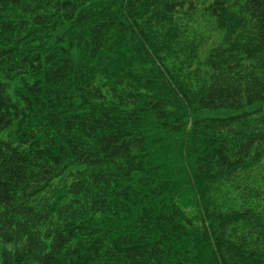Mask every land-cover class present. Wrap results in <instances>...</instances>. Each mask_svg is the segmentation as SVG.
<instances>
[{
	"label": "trees",
	"instance_id": "obj_1",
	"mask_svg": "<svg viewBox=\"0 0 264 264\" xmlns=\"http://www.w3.org/2000/svg\"><path fill=\"white\" fill-rule=\"evenodd\" d=\"M0 264H264V0H0Z\"/></svg>",
	"mask_w": 264,
	"mask_h": 264
},
{
	"label": "bare ground",
	"instance_id": "obj_2",
	"mask_svg": "<svg viewBox=\"0 0 264 264\" xmlns=\"http://www.w3.org/2000/svg\"><path fill=\"white\" fill-rule=\"evenodd\" d=\"M179 179V178H178Z\"/></svg>",
	"mask_w": 264,
	"mask_h": 264
}]
</instances>
